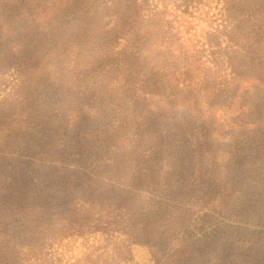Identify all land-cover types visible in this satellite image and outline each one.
Instances as JSON below:
<instances>
[{
	"label": "rangeland",
	"instance_id": "rangeland-1",
	"mask_svg": "<svg viewBox=\"0 0 264 264\" xmlns=\"http://www.w3.org/2000/svg\"><path fill=\"white\" fill-rule=\"evenodd\" d=\"M35 1L0 0V264H264V135L213 95L238 67L227 0L113 4L111 58L68 19L18 30ZM139 39L147 66L116 69Z\"/></svg>",
	"mask_w": 264,
	"mask_h": 264
},
{
	"label": "trees",
	"instance_id": "trees-1",
	"mask_svg": "<svg viewBox=\"0 0 264 264\" xmlns=\"http://www.w3.org/2000/svg\"><path fill=\"white\" fill-rule=\"evenodd\" d=\"M39 1H35L37 3L32 9L27 12L25 11L26 14L24 17L27 18L28 21L20 20L19 24H21V22L22 24L18 30L25 31L28 30L29 26L35 27L38 24L39 27L41 24H46V21L49 20L52 15H54V19H56L55 22H58L60 27L62 24H66L65 21L68 19L71 24L69 26L72 27L73 30L71 34L79 33L80 30H92L93 34L94 31L96 32L94 37L99 40V52L104 54L106 58L112 56L114 53L113 46L115 44L113 43L116 41L113 42L111 39L115 34L117 35L118 30L117 26L109 27L111 20H107V18H112L111 7L116 3L119 4V9L120 7L137 5L136 0H104L101 2L97 0H59L58 4H56L55 0H45L48 7L42 8L38 5ZM227 2L228 21L231 25V31L235 30V33L228 35L229 42L232 46L236 47V50H231L233 53L231 54L232 56L229 57V60L232 61V64L236 63L238 67L230 77V82H228L231 87H227L223 90H214L213 95L216 96L219 92L225 93L230 100V104H227L225 107L226 113L228 114V112H232L233 110L236 113L233 120L243 118V125L248 124L252 132H258L264 135V106L260 107L253 97L259 93V91L255 86L248 88H241L240 86V81H246V76H248L253 83L259 85L263 84L262 78H260V76L255 77L254 71L256 73V69L261 70L264 68V0H227ZM115 15H117L115 16V19H117L116 21H120L118 11ZM17 17H22V15L19 14ZM60 22H62V24ZM56 35L63 38L64 32H58ZM129 44L131 45V42ZM146 44V41L139 39L132 44L136 49L135 52L126 53L124 52L126 49H124L119 53V56L116 57V69L119 68V70H126L130 73L132 71L134 72V70L141 71L142 67L147 66V63L139 61L140 59L145 60L147 57L145 53H148L150 50L146 47ZM18 45H20V43H18ZM153 45L154 43H151L149 47L151 48ZM178 52L181 53L180 50ZM154 61L156 63L153 64V66L154 69L157 70L155 73H158V69L162 67V64L159 59H154ZM96 62L100 64L97 59ZM113 65L114 63L111 64L112 67H114ZM248 81L249 80H247V83ZM144 93H148L151 96L146 99L150 101L157 99V101H161L167 105H169L175 97V93H166V90L161 91L156 85V82H153ZM239 123H241V120ZM235 124L236 123H233V125Z\"/></svg>",
	"mask_w": 264,
	"mask_h": 264
}]
</instances>
